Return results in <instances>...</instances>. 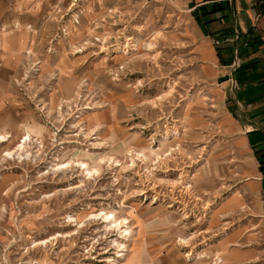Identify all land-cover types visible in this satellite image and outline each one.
I'll use <instances>...</instances> for the list:
<instances>
[{
  "label": "rangeland",
  "instance_id": "obj_1",
  "mask_svg": "<svg viewBox=\"0 0 264 264\" xmlns=\"http://www.w3.org/2000/svg\"><path fill=\"white\" fill-rule=\"evenodd\" d=\"M67 5L10 74L21 105L0 127V264H264L263 241L216 213L227 192L218 108L203 97L181 0ZM26 129L24 157L6 155ZM102 210L133 223L127 257L120 230L92 214Z\"/></svg>",
  "mask_w": 264,
  "mask_h": 264
},
{
  "label": "crops",
  "instance_id": "obj_2",
  "mask_svg": "<svg viewBox=\"0 0 264 264\" xmlns=\"http://www.w3.org/2000/svg\"><path fill=\"white\" fill-rule=\"evenodd\" d=\"M181 2L190 13L203 97L218 108L216 167L225 169L219 179L227 183V192L216 213L240 217L242 232L264 244V2ZM68 3L0 0V127L9 125L12 105H21L20 100L12 102L10 74L18 71L30 46L36 50L55 35L50 26H59V20L51 10Z\"/></svg>",
  "mask_w": 264,
  "mask_h": 264
},
{
  "label": "bare ground",
  "instance_id": "obj_3",
  "mask_svg": "<svg viewBox=\"0 0 264 264\" xmlns=\"http://www.w3.org/2000/svg\"><path fill=\"white\" fill-rule=\"evenodd\" d=\"M133 46H137V45L134 44ZM24 134H25V137L22 140V142L17 146V148L14 149L13 151L8 150L6 152V155H8L9 157L14 158V159L15 158L22 159L24 157L25 153L28 151V145H29V143L31 141V138L33 137L34 133L30 129H26ZM8 138H9L8 133L0 134V141L7 140ZM138 155H140L142 157L144 162L146 161L147 155H145L144 153H138ZM91 159L93 160L94 158L91 157ZM103 159L104 158L102 156L101 160H103ZM73 162H76L79 166H81L82 172H84L87 175L95 174L96 172L99 171V167L98 166L97 167L93 166V164H91L89 161L80 159L79 161H73ZM69 164H71V162H69V161H68V163L64 162V161L56 163L57 169L67 167V166H69ZM99 166H100V164H99ZM92 214L95 215V216L100 215L101 217H103V219L107 222L106 223L107 227H110V228L114 227V228H117V229L120 230V234H122V238L123 239L121 241H118L117 239H115L114 241H115L116 245L119 247L118 256H120L121 258L125 257L126 254H128L127 250H129V244H128L127 241L128 240H132L133 235H134L133 234L134 228L132 226L133 223H131V221L129 220L128 217H120L118 215V213L116 211H113V210L112 211H108V210L103 211L102 210V212H100V213H92ZM136 216H137V218H139L140 214H136ZM73 219L77 220L76 218H73ZM70 220H72V219H70ZM187 239L188 238H186V237H181V242L185 243V241H187ZM45 243H46V241L41 242L42 245H44ZM197 258L199 260H201L202 256L199 255V256H197ZM131 259H135L134 256ZM131 259H128V261L130 260V262H131Z\"/></svg>",
  "mask_w": 264,
  "mask_h": 264
},
{
  "label": "built area",
  "instance_id": "obj_4",
  "mask_svg": "<svg viewBox=\"0 0 264 264\" xmlns=\"http://www.w3.org/2000/svg\"><path fill=\"white\" fill-rule=\"evenodd\" d=\"M260 1H262V2H264V0H260ZM238 65V61H234V66L236 67Z\"/></svg>",
  "mask_w": 264,
  "mask_h": 264
}]
</instances>
